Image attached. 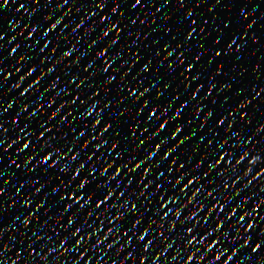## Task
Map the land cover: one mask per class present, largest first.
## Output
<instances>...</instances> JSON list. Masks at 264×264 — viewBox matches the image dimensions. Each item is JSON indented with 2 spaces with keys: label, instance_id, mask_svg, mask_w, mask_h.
I'll return each mask as SVG.
<instances>
[{
  "label": "snow or ice",
  "instance_id": "1",
  "mask_svg": "<svg viewBox=\"0 0 264 264\" xmlns=\"http://www.w3.org/2000/svg\"><path fill=\"white\" fill-rule=\"evenodd\" d=\"M185 2L0 0V264H264V34Z\"/></svg>",
  "mask_w": 264,
  "mask_h": 264
},
{
  "label": "water",
  "instance_id": "2",
  "mask_svg": "<svg viewBox=\"0 0 264 264\" xmlns=\"http://www.w3.org/2000/svg\"><path fill=\"white\" fill-rule=\"evenodd\" d=\"M211 2H212V0H206V2L204 4L198 5V7L196 9H194V11L195 12H203L204 16H205V19H207L209 16L212 15V13H208L207 12V8L210 6ZM241 2H244V0H241ZM190 3H198V0H186L184 8L181 9V11L187 10L188 7L190 6ZM222 3H223V0H222ZM254 5H259V7L256 8L255 11L252 10ZM9 6L10 7H14L11 4ZM51 6H54V5H50V7ZM221 8H222V4L221 5H217V9H214L213 11L215 12V11L221 9ZM248 11L251 14L250 18L257 20V24L254 25V29L250 30V31H256V32L264 34V19L260 18L259 15H258L259 12L264 11V0H253V5L249 7ZM233 12H235V7L233 8ZM211 22L214 25L216 24L215 21H211ZM91 38L92 37L89 36V37H86L85 40H90ZM262 42H264V41H262ZM82 44H83V41H82ZM93 50H95V49H93ZM254 50H255V46L249 45L248 51L251 52V51H254ZM261 57H264V49H261L259 52H257L256 56L255 57H251V59L254 61V60L259 59ZM218 59H220V58H218ZM262 62H264V61H262ZM6 66H7V62L5 63V67ZM256 75L260 76V80L256 81L257 85H259L260 83L264 82V75H261L260 73H257ZM14 80H15V77H11L9 79V81L5 82V87H7L11 83H13ZM9 95H12V94H9ZM262 95H264V94H262ZM8 151H9V154H10L12 152V149H9ZM7 158H8V156L6 155L5 159H7Z\"/></svg>",
  "mask_w": 264,
  "mask_h": 264
}]
</instances>
